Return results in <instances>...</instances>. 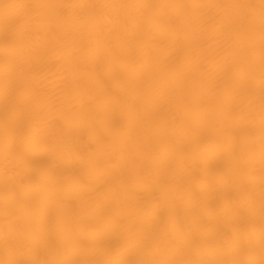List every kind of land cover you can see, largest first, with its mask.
I'll use <instances>...</instances> for the list:
<instances>
[{
	"label": "bare ground",
	"instance_id": "6f19581e",
	"mask_svg": "<svg viewBox=\"0 0 264 264\" xmlns=\"http://www.w3.org/2000/svg\"><path fill=\"white\" fill-rule=\"evenodd\" d=\"M0 264H264V0H0Z\"/></svg>",
	"mask_w": 264,
	"mask_h": 264
}]
</instances>
